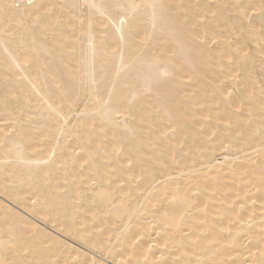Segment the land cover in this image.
<instances>
[{"label":"snow or ice","instance_id":"6c2138e0","mask_svg":"<svg viewBox=\"0 0 264 264\" xmlns=\"http://www.w3.org/2000/svg\"><path fill=\"white\" fill-rule=\"evenodd\" d=\"M141 33L147 43L139 41ZM209 42L218 49L219 84L198 71L212 51ZM0 47L15 49L17 68L35 62L53 79L74 69L61 106L48 104L43 124L33 122L20 97L0 98L7 117L0 150L14 151L30 179L51 187L53 175L62 173L56 188L64 199L92 207L173 185L158 221L164 253L150 260L137 251L136 237L133 256L120 264H141L140 255L143 264H264V0H0ZM117 53L120 65L110 79L107 64L98 67L96 58L114 61ZM208 87L210 106L201 96ZM194 122L209 133L196 148L189 142ZM35 136L50 147L33 159L23 142ZM224 139L243 141L254 153H245L250 167L234 192L209 183L208 164L195 167L196 152L217 140L223 146ZM181 166L179 176L171 174ZM184 178L190 179L181 183ZM29 200L40 203L38 195ZM3 207L7 220L14 209ZM8 232L0 237V264H62L60 256L50 258L52 244L38 226L27 237L19 223ZM103 252L91 259L85 252L71 264H110ZM147 253L155 256L151 244Z\"/></svg>","mask_w":264,"mask_h":264},{"label":"bare ground","instance_id":"6f19581e","mask_svg":"<svg viewBox=\"0 0 264 264\" xmlns=\"http://www.w3.org/2000/svg\"><path fill=\"white\" fill-rule=\"evenodd\" d=\"M4 2L10 3L11 0H4ZM166 2L174 3L179 0H166ZM139 41L147 43L144 33H141ZM114 48L113 44L108 48V52L112 53ZM209 48L212 51L206 54V62L200 64L198 71L201 76H206L213 84H219L222 77L215 64L218 49L210 42ZM15 55L14 48L5 52L4 48L0 47V98L5 94H8L10 98L20 97L21 103H27L26 110L29 115L35 117L33 122L43 124L48 104H52L56 108L61 106L59 96L63 93L64 84L71 78L74 69L70 67L67 72L53 79L46 70H40L35 62L22 63V67L17 68L13 63ZM124 55L128 60L131 53L125 51ZM102 62L108 66L109 78L116 79V69L120 65L119 54H115L114 61L109 56L103 57V60L97 56L98 67ZM165 64L167 65V60H165ZM120 79L122 81L123 76ZM117 86H120L119 82ZM211 91L212 89L208 87L201 92V96H208ZM208 100L210 106V96H208ZM80 107L83 108V105L81 104ZM193 110L200 111L199 109ZM64 111L67 113L66 107ZM203 113L207 114V110L204 109ZM6 120L7 117L3 114L2 106H0V129L5 127ZM189 131V142L193 144L194 148L201 143L205 134H209L201 123L195 122L190 126ZM49 147L50 145L43 142L40 136H35L31 140L26 139L23 142L25 155L33 159L45 155ZM245 153L254 156L253 149L243 141L233 140L230 143L228 139H224V145L221 146L217 140L203 154L196 152L195 167L199 168L201 163L208 164L211 168L209 183L213 186L219 185L222 191L231 189L234 192L241 184L244 168L250 167ZM6 160L9 162L5 163ZM187 163L192 165L193 160L189 159ZM181 170H183V166L171 174L179 176ZM213 176L216 177L215 181L211 180ZM29 177L28 166L16 159L14 151L5 156L4 151L0 150V237H6L9 234L8 230L13 223L24 226L25 237L31 232H36L38 226V229L43 233H47V239L52 244L50 258L60 256L62 264L65 260L71 264L74 257L83 258L85 252L88 253V259H91L92 253L101 248H103V254L110 264L113 258L116 264H120L122 260L133 256L129 245L136 237H140L142 240L141 248L137 251L148 254L150 260L158 259L164 253V239L157 235L161 232L158 221L167 208L165 197L168 188L173 185H160L150 196L147 192L143 194L134 192L131 197H123L122 200L117 201L116 206L92 207L87 203L81 204L74 200L64 199V194L56 188L58 181L62 179V173L53 175L51 187L43 181L37 182ZM158 178L166 179V177ZM189 179L184 178L181 183H187ZM234 179L235 187L233 186ZM33 192L39 196L40 203L37 205H33L29 200V196H32L33 199L36 198ZM45 201L46 203H44ZM4 205L14 209L7 220L5 219ZM69 224L72 226V235H67L65 231ZM154 224L157 225L155 230L153 229ZM16 234L19 236V231ZM148 244L152 245V252L155 253V256L147 253ZM58 245L63 250H60ZM65 245L66 247H63ZM122 248L126 249L123 253L121 252ZM109 250H111V255ZM139 258L143 264V255H140Z\"/></svg>","mask_w":264,"mask_h":264}]
</instances>
